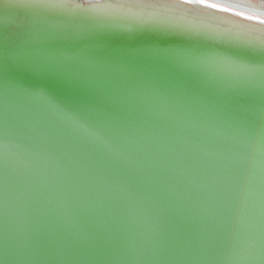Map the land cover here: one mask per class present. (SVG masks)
Listing matches in <instances>:
<instances>
[{
  "label": "water",
  "instance_id": "1",
  "mask_svg": "<svg viewBox=\"0 0 264 264\" xmlns=\"http://www.w3.org/2000/svg\"><path fill=\"white\" fill-rule=\"evenodd\" d=\"M13 10L0 8L4 112L157 100L264 110V77L252 78L250 93L226 97L233 81L215 59L225 53L181 48L207 42L177 16L119 19L178 30L180 39L97 40ZM40 111L0 114V264H264V134Z\"/></svg>",
  "mask_w": 264,
  "mask_h": 264
},
{
  "label": "bare ground",
  "instance_id": "2",
  "mask_svg": "<svg viewBox=\"0 0 264 264\" xmlns=\"http://www.w3.org/2000/svg\"><path fill=\"white\" fill-rule=\"evenodd\" d=\"M16 4L18 3L13 2V0H0V8L10 11L21 8L28 10L31 14L30 18L19 17L20 19H24L25 21L28 19V21H35L40 24L43 23L44 25H57L61 24L59 21H62L65 23L62 24V26L76 31V34H79L78 37L81 39L94 38L98 40L123 38L128 40L140 39L145 41L156 40L158 42H164L165 39H158L157 37L171 35L170 37L174 36V39H180L178 37L182 36V32L178 30L166 32L164 31L166 28L163 27L137 28L128 21H122L119 17H105L97 15L94 12L91 13L95 15V18L90 19L84 15H72L58 10H50L47 6L41 4L31 6ZM168 14H170L168 15L169 17H179V20L185 23L188 22L198 25L199 30H202L200 31L201 34L198 33V37L195 39L204 40L207 42V46L199 47L186 43L180 44L181 48H189V50L202 48L206 51L211 49L213 53L249 55L246 49L252 47L251 44L246 40L239 39V37H245L243 34L249 35V37L253 36L257 39L264 37V0H177L174 6L169 9ZM139 32L142 33L139 34ZM187 37L194 38L193 36H186V38ZM190 42H194V39ZM172 43L179 44L178 42ZM240 47L246 48L242 49L244 53L234 50ZM157 101L158 102L144 104L128 102L125 105L121 103L77 105L71 102H38L32 103L31 105L26 104L27 106L30 105L33 109H27V107L17 106L20 104H15L12 108H9L12 112H4L2 111L4 109L0 107V114L10 113L15 116L35 114L43 112L40 111L41 109L52 113L58 112L55 110H62L57 114H68L70 112H77L80 114V112H82V115L92 114L93 116L97 115V112L100 114L105 112L104 114H112L115 116H119L116 114L130 113L128 114L129 116H140L145 118L154 117L160 119L162 122L178 121L196 126L209 125L215 127L238 128L237 130L264 134V110L261 109L253 107L240 109L233 106L215 107L210 106V104L200 105L190 102ZM26 105L24 104V106ZM110 127L115 126L112 125ZM141 129L146 131L144 128ZM88 135L98 136V133H91Z\"/></svg>",
  "mask_w": 264,
  "mask_h": 264
},
{
  "label": "snow or ice",
  "instance_id": "3",
  "mask_svg": "<svg viewBox=\"0 0 264 264\" xmlns=\"http://www.w3.org/2000/svg\"><path fill=\"white\" fill-rule=\"evenodd\" d=\"M13 2L24 6L41 4L50 10L72 15L89 11L105 17L125 16L144 21L146 24H164L170 21L168 11L177 0H13ZM240 38L253 45L246 49L249 55L225 54L215 57L225 65L227 75L233 81V86L224 90L226 97L250 93L252 78L257 75L264 77V37ZM226 102L231 103L230 100Z\"/></svg>",
  "mask_w": 264,
  "mask_h": 264
}]
</instances>
